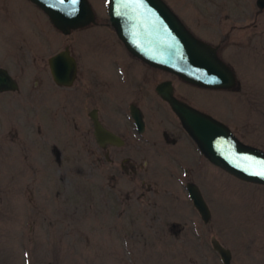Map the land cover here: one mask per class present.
I'll return each mask as SVG.
<instances>
[{
	"label": "rangeland",
	"instance_id": "374dc122",
	"mask_svg": "<svg viewBox=\"0 0 264 264\" xmlns=\"http://www.w3.org/2000/svg\"><path fill=\"white\" fill-rule=\"evenodd\" d=\"M88 1L97 18L108 21L107 0ZM163 1L186 28L212 43L222 33L210 24L217 12L242 26L257 9L255 0ZM242 3L249 5L248 16L236 21ZM217 4L222 7L214 11ZM257 40L221 54L240 90L180 86L198 109L237 126L242 141L264 150V50ZM67 43L83 69L97 62L107 68L101 59L124 50L109 27L91 25L65 36L29 0H0V66L18 82L17 91L0 93V264H223L213 238L230 250V264H264V185L213 165L185 137L178 157L193 170L210 210L207 222L178 177L173 181L161 165V155L148 157V173L133 185L121 171L113 181L106 162L98 170L91 156L72 150L59 113L67 90L48 73V58ZM131 160L143 162L141 156ZM114 182L118 198L110 190Z\"/></svg>",
	"mask_w": 264,
	"mask_h": 264
},
{
	"label": "flooded vegetation",
	"instance_id": "af4514ba",
	"mask_svg": "<svg viewBox=\"0 0 264 264\" xmlns=\"http://www.w3.org/2000/svg\"><path fill=\"white\" fill-rule=\"evenodd\" d=\"M257 1L258 0H255L257 9L251 14V20L242 26L234 25V23H232L233 20L229 22V15L217 12L215 14L216 22H209L214 29L218 32H222L219 40L215 43L207 42L192 33L188 28L187 29L195 37L214 47L216 55L223 62L224 60L221 58L223 55L221 54L223 50L230 45L236 47L240 45L248 46L250 40H257V38H259L257 40L259 41L257 42L258 47L260 46L259 48L264 50V0L260 2L262 3L261 6ZM216 7L214 11L218 10L222 5L217 4ZM248 7L249 5L244 3L240 5L241 16L237 17L236 21H241V19L242 21L246 20L248 16L246 14ZM228 22L230 23L228 29L225 31L222 30ZM91 25L106 26L114 31V28L110 24L109 17L108 21H104L98 19L96 16L95 22L85 27ZM236 29H244L245 32L242 31V33H238L237 35V32H233ZM71 32L64 35L69 36ZM59 33L62 32L59 31ZM118 40L123 45L124 50L122 52L116 51V54H119L116 57L101 59L107 61V68L100 67L99 62H97L96 67L93 68L83 69V67H80L71 43H67L62 50L58 51L57 53L66 51V56L72 58L74 62L75 68L73 77L68 85H60L54 80L48 64V73L52 82L57 87L67 90L65 104H63L59 112L62 114L65 123L64 128L66 131L68 130L66 141L73 148V151L81 150V153L85 156H91V166H94L96 169L100 170L103 167V162H106L110 170L109 176L113 181L118 180L116 174L118 171H121L123 176L128 177L133 185H136L139 177H143V173H148V157L161 155L165 161V163L161 165L169 172L172 178L174 176H176V178L178 177L180 183L177 182L183 187L187 197L186 199L193 206L188 193V184L196 185L199 190L200 188L194 182L193 170L190 165L188 166L179 159L178 145L181 143L183 137L195 147L196 144L183 129L178 117L171 109L168 101L163 98L162 94H169L174 99L198 109L193 104V99L183 92L180 85L185 84L188 87L190 86L198 89H216L194 85L172 72L153 67L129 52L122 41L119 38ZM242 40H245L246 43H243ZM255 42L256 41H254V43ZM123 53H125L126 56L123 55ZM227 66L234 73L233 69L228 64ZM234 76L235 84L230 88L224 89L233 91L241 89V84L239 80H237L235 73ZM211 116L224 123L234 135L240 139L239 137H241V134L237 126H235L234 129L230 128V126L221 119L213 114ZM95 124L100 126L101 132L99 133V137L96 136ZM37 131L40 135L41 132L39 127ZM197 151L199 152L198 149ZM133 155L141 156V160L145 162L143 163L140 161L138 165L135 164L134 161L131 160V156ZM172 166H174L175 169H172ZM189 177L193 178V180ZM172 180L175 181L177 179L173 178ZM110 190L116 194L117 198L119 197L120 191L115 182L110 186ZM116 192H118V194ZM174 198L178 199L179 197L174 195ZM171 226L172 228H176L177 225L172 224Z\"/></svg>",
	"mask_w": 264,
	"mask_h": 264
},
{
	"label": "water",
	"instance_id": "95a60500",
	"mask_svg": "<svg viewBox=\"0 0 264 264\" xmlns=\"http://www.w3.org/2000/svg\"><path fill=\"white\" fill-rule=\"evenodd\" d=\"M41 9L63 34L95 22L88 0H29ZM111 26L125 48L149 65L172 72L201 87L224 89L235 84L232 70L215 53L214 47L195 37L163 0H107ZM262 0H258L260 3ZM61 51L48 59L54 80L68 85L74 62ZM18 84L0 67V92L17 91ZM200 154L230 175L264 185V150L242 142L221 121L211 115L162 94ZM96 136L101 132L95 124ZM188 193L201 219L210 218L209 208L198 187L188 184ZM223 264H230L231 252L218 240H211Z\"/></svg>",
	"mask_w": 264,
	"mask_h": 264
},
{
	"label": "snow or ice",
	"instance_id": "6c2138e0",
	"mask_svg": "<svg viewBox=\"0 0 264 264\" xmlns=\"http://www.w3.org/2000/svg\"><path fill=\"white\" fill-rule=\"evenodd\" d=\"M77 2V0H73V3H76ZM61 3H63V0H61Z\"/></svg>",
	"mask_w": 264,
	"mask_h": 264
}]
</instances>
